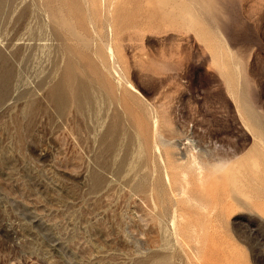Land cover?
<instances>
[{
  "label": "rangeland",
  "instance_id": "1",
  "mask_svg": "<svg viewBox=\"0 0 264 264\" xmlns=\"http://www.w3.org/2000/svg\"><path fill=\"white\" fill-rule=\"evenodd\" d=\"M0 264H264V0H0Z\"/></svg>",
  "mask_w": 264,
  "mask_h": 264
},
{
  "label": "bare ground",
  "instance_id": "2",
  "mask_svg": "<svg viewBox=\"0 0 264 264\" xmlns=\"http://www.w3.org/2000/svg\"><path fill=\"white\" fill-rule=\"evenodd\" d=\"M114 64V63H113ZM116 65V64H115ZM114 66V65H113ZM116 67V66H115ZM116 70V69H115ZM43 77V76H42ZM56 92H57V90H56ZM95 99H97V98H95ZM87 100V99H86ZM99 100H101L100 98H99ZM96 101V100H95ZM86 102V101H85ZM88 103L90 102L89 100L87 101ZM88 103L87 104H85L86 106L85 107H87V105H88ZM96 104H99V103H97V102H95ZM90 105V108L93 106V104H92V106H91V104H89ZM88 105V106H89ZM97 107V106H96ZM100 107H101V104H100ZM80 108V107H79ZM101 108H103V106L101 107ZM91 109H93V108H91ZM91 109H89V110H91ZM87 109H85V111H86ZM97 109H95V111H96ZM93 111V110H92ZM92 111H90L91 113H92ZM87 113H89V112H87ZM85 115H86V113H85ZM93 115V114H92ZM89 116V115H88ZM95 116V115H94ZM90 117H92V116H90ZM100 117V116H99ZM89 118V117H88ZM95 118V117H94ZM96 118H98V117H96ZM129 143V142H128ZM127 146H128V144H127ZM189 152V151H188ZM158 153V152H157ZM190 153V152H189ZM188 153V154H189ZM159 154V153H158ZM123 156V155H122ZM188 156V155H187ZM124 157V156H123ZM199 157V156H198ZM198 157H196L194 154H189V157H188V159H185V160H187V162H186V167L188 168V171H186V170H182L181 172H182V174H181V182H180V184H179V189L177 190L178 191V195H180V197L181 196H186L188 199H190L191 197L192 198H196L197 197V191H196V189L194 188V186H195V183L197 182V181H199L198 183H200V184H203L204 182H203V180H202V178L204 177H202V172H203V170H204V167L202 166V163L199 161V160H201V159H198ZM122 158V157H121ZM187 158V157H186ZM160 160H162V158H160ZM164 160V159H163ZM160 162V161H159ZM162 162V161H161ZM160 162V163H161ZM123 163V162H122ZM117 164V163H116ZM137 164V163H136ZM169 164V163H168ZM119 165V164H118ZM164 165V164H163ZM165 166V165H164ZM118 168V167H117ZM133 168V167H132ZM160 168H161V166H160ZM139 169V168H138ZM135 171H136V169H135ZM191 172V176H189L187 173L188 172ZM136 173V172H135ZM138 174V173H137ZM136 174V175H137ZM133 175H135V174H133ZM166 177H167V183H168V185L170 186V188H172V184H171V180H170V176H169V174L167 173V170H166ZM139 180V179H138ZM196 181V182H195ZM139 182H140V180H139ZM139 185V184H138ZM198 185V184H197ZM140 186V185H139ZM199 188H200V185H199ZM197 190H198V187H197ZM200 191V190H199ZM173 192V196H174V194L176 193H174V190L172 191ZM208 192L209 191H205V193H206V195L208 196ZM177 194V193H176ZM177 196V195H176ZM176 196H174V197H176ZM208 198H206L205 200H207ZM193 200V199H192ZM203 201V200H199L198 202H197V205L198 206H201V207H204V208H206V206L207 205H205L206 203H209V202H207V201ZM176 201V200H175ZM177 205V203H175V211H176V213H177V211L178 212H180V214H183V213H185V209H181V207H177L176 206ZM178 208V209H177ZM183 208V207H182ZM174 211V210H173ZM178 215V214H177ZM173 227H174V230H176V226H175V224H173ZM176 233V232H175ZM176 235V234H175ZM177 236V235H176Z\"/></svg>",
  "mask_w": 264,
  "mask_h": 264
}]
</instances>
